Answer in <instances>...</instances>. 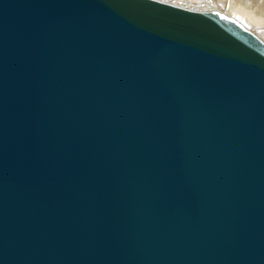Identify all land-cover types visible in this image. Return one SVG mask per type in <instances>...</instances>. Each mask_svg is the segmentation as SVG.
Wrapping results in <instances>:
<instances>
[{
	"label": "water",
	"instance_id": "95a60500",
	"mask_svg": "<svg viewBox=\"0 0 264 264\" xmlns=\"http://www.w3.org/2000/svg\"><path fill=\"white\" fill-rule=\"evenodd\" d=\"M0 264H264V43L159 0H0Z\"/></svg>",
	"mask_w": 264,
	"mask_h": 264
},
{
	"label": "bare ground",
	"instance_id": "6f19581e",
	"mask_svg": "<svg viewBox=\"0 0 264 264\" xmlns=\"http://www.w3.org/2000/svg\"><path fill=\"white\" fill-rule=\"evenodd\" d=\"M195 11L216 10L238 20L264 43V0H159Z\"/></svg>",
	"mask_w": 264,
	"mask_h": 264
}]
</instances>
